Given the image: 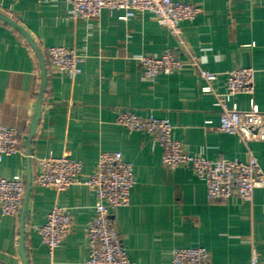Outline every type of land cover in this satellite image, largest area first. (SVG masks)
I'll list each match as a JSON object with an SVG mask.
<instances>
[{
    "label": "crops",
    "instance_id": "1",
    "mask_svg": "<svg viewBox=\"0 0 264 264\" xmlns=\"http://www.w3.org/2000/svg\"><path fill=\"white\" fill-rule=\"evenodd\" d=\"M182 1L202 10L180 22L179 39L149 12L121 20L117 10L104 8L98 18L71 20L69 0H0V124L21 132L22 149L1 158L0 176L19 175L26 189L17 214L0 212V264H87L85 226L94 215V197L85 182L102 151H120L133 167L129 204L112 209L111 218L134 264H166L175 248L189 246L205 247L212 264H248L253 251L264 264V187L256 188L249 202L237 196L209 199L190 166L163 165L162 149L152 147L150 134L116 122L121 110L153 112L170 120L187 152L209 160L247 159L240 138L217 129L219 109L189 61L195 57L201 68L218 73L212 85L219 92L225 87L223 72L253 67V98L264 112V2ZM12 22L28 34L41 58ZM56 45L83 54L81 72L48 70L45 49ZM166 48L184 67L147 79L138 56L157 57ZM40 59L46 81L31 133L42 83ZM249 99L236 94L232 101L245 110ZM249 149L264 172V140H251ZM48 154L80 159V182L60 191L35 184V158ZM53 206L68 210L72 225L50 251L36 226Z\"/></svg>",
    "mask_w": 264,
    "mask_h": 264
},
{
    "label": "built area",
    "instance_id": "2",
    "mask_svg": "<svg viewBox=\"0 0 264 264\" xmlns=\"http://www.w3.org/2000/svg\"><path fill=\"white\" fill-rule=\"evenodd\" d=\"M264 2V0H252ZM118 11V18L127 20L135 12H149L156 21L166 26L169 32L181 38L180 22L193 20L201 12V7L182 0H69L67 16L71 20L79 18H98L102 9ZM48 70L59 74L76 75L81 72L83 54L74 48L62 45L45 49ZM138 59L143 67L144 76L154 79L159 74H174L182 70L185 62L172 48H166L155 57L142 54ZM190 65L198 69L205 83L201 89L212 93L213 105L219 109L217 129L237 135L246 146L248 156L245 161L237 158L209 160L200 153L187 152L181 142L174 137L173 124L166 117L153 112L141 116L130 110H121L116 122L128 131H144L152 136L151 145L162 149L161 162L174 168L190 166L193 174L201 179L209 199H226L237 196L243 201L252 199L256 188L264 187V172L257 158L250 152L251 140H264V112L255 103V69L241 67L227 70L224 90L219 92L212 83L218 73L203 69L197 58H190ZM236 94H247L250 106L242 110L232 101ZM22 152L21 132L16 128L0 124V160L4 155ZM29 156L28 154H26ZM38 171L34 183L40 186L63 190L79 183L82 169L80 159L68 154L54 156L48 154L35 158ZM94 197V215L85 226L88 243L87 264H134L130 261L119 237L113 228L111 210L127 206L130 190L135 183L132 165L120 151L99 153L94 170L85 182ZM23 177L0 176V212L15 215L25 196ZM72 216L68 210L53 206L41 226H36L41 241L53 251L70 231ZM166 264H212L209 253L203 246L179 247L172 251L171 260ZM248 264H260L253 251Z\"/></svg>",
    "mask_w": 264,
    "mask_h": 264
},
{
    "label": "water",
    "instance_id": "3",
    "mask_svg": "<svg viewBox=\"0 0 264 264\" xmlns=\"http://www.w3.org/2000/svg\"><path fill=\"white\" fill-rule=\"evenodd\" d=\"M12 24L17 27L24 35L25 37L27 38V40L32 44V46L35 48V50L37 51V48L34 46L31 38L28 36V34L23 31L17 24L13 23ZM37 54H38V57H40L38 51H37ZM40 63H41V69H42V83H41V88L39 90V93H38V100H37V105H36V110H35V114L33 116V119H32V122H31V128H30V132L32 133L35 126H36V123H37V120L39 118V113H40V104H41V100H42V96H43V92H44V87H45V81H46V70H45V65L43 64V61L40 59ZM26 194V192H25ZM19 248H20V252L21 254L24 256V252H23V241H22V236L20 237V245H19Z\"/></svg>",
    "mask_w": 264,
    "mask_h": 264
}]
</instances>
